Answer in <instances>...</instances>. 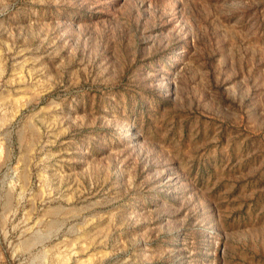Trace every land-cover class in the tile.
Masks as SVG:
<instances>
[{
  "label": "rangeland",
  "instance_id": "obj_1",
  "mask_svg": "<svg viewBox=\"0 0 264 264\" xmlns=\"http://www.w3.org/2000/svg\"><path fill=\"white\" fill-rule=\"evenodd\" d=\"M0 264H264V0H0Z\"/></svg>",
  "mask_w": 264,
  "mask_h": 264
}]
</instances>
